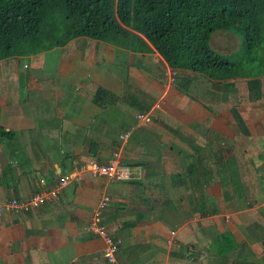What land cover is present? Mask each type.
I'll return each mask as SVG.
<instances>
[{
  "label": "crops",
  "instance_id": "obj_1",
  "mask_svg": "<svg viewBox=\"0 0 264 264\" xmlns=\"http://www.w3.org/2000/svg\"><path fill=\"white\" fill-rule=\"evenodd\" d=\"M114 156L129 181L78 172ZM47 191L0 213V264H110L96 215L115 264H264V75L211 80L90 38L0 60V205Z\"/></svg>",
  "mask_w": 264,
  "mask_h": 264
},
{
  "label": "trees",
  "instance_id": "obj_2",
  "mask_svg": "<svg viewBox=\"0 0 264 264\" xmlns=\"http://www.w3.org/2000/svg\"><path fill=\"white\" fill-rule=\"evenodd\" d=\"M215 32L241 37L240 51H214ZM77 38L154 51L170 69L211 80L256 78L264 75V0H0V60Z\"/></svg>",
  "mask_w": 264,
  "mask_h": 264
},
{
  "label": "built area",
  "instance_id": "obj_3",
  "mask_svg": "<svg viewBox=\"0 0 264 264\" xmlns=\"http://www.w3.org/2000/svg\"><path fill=\"white\" fill-rule=\"evenodd\" d=\"M139 122H150L148 115L140 113L137 115ZM124 139V137H121ZM78 172H89L93 176H103L110 181L115 182H126L129 181L133 175L129 166H126L121 163L120 157L114 156L112 159H109L106 163H99L96 159H90L86 163L78 166ZM69 183L68 178L60 179L58 187L54 190V194L50 192H41L35 194L29 201H18L16 199L11 200L10 202L0 205V213L5 209L12 211H30L35 208H38L45 204L50 198L51 195L58 194L60 189L65 187ZM107 197L103 196L99 202V209L105 207L107 204ZM90 230L95 233L103 241V256L110 264H115V256L121 245V240L117 237H113L109 234L107 229L97 223V215L94 217Z\"/></svg>",
  "mask_w": 264,
  "mask_h": 264
},
{
  "label": "rangeland",
  "instance_id": "obj_4",
  "mask_svg": "<svg viewBox=\"0 0 264 264\" xmlns=\"http://www.w3.org/2000/svg\"><path fill=\"white\" fill-rule=\"evenodd\" d=\"M212 37L210 46L216 52H222L223 54L220 53L221 55L231 56L241 49L242 39L237 35H232L227 32H215ZM230 52H232L230 55H226Z\"/></svg>",
  "mask_w": 264,
  "mask_h": 264
}]
</instances>
